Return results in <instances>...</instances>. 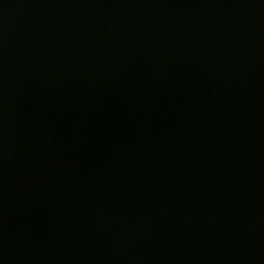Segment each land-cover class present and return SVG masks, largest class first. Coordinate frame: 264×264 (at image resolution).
<instances>
[{
    "label": "water",
    "instance_id": "1",
    "mask_svg": "<svg viewBox=\"0 0 264 264\" xmlns=\"http://www.w3.org/2000/svg\"><path fill=\"white\" fill-rule=\"evenodd\" d=\"M0 264H264V0H0Z\"/></svg>",
    "mask_w": 264,
    "mask_h": 264
}]
</instances>
